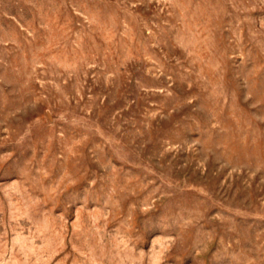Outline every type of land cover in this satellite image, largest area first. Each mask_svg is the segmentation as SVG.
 Returning a JSON list of instances; mask_svg holds the SVG:
<instances>
[{
  "label": "rangeland",
  "instance_id": "1",
  "mask_svg": "<svg viewBox=\"0 0 264 264\" xmlns=\"http://www.w3.org/2000/svg\"><path fill=\"white\" fill-rule=\"evenodd\" d=\"M0 264H264V0H0Z\"/></svg>",
  "mask_w": 264,
  "mask_h": 264
}]
</instances>
